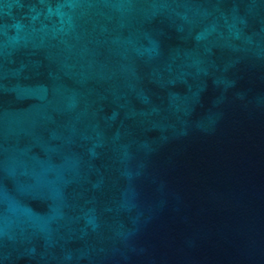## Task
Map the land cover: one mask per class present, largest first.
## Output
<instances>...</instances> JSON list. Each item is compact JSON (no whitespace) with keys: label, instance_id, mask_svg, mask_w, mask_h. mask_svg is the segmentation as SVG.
<instances>
[{"label":"water","instance_id":"water-1","mask_svg":"<svg viewBox=\"0 0 264 264\" xmlns=\"http://www.w3.org/2000/svg\"><path fill=\"white\" fill-rule=\"evenodd\" d=\"M0 264H264V0H0Z\"/></svg>","mask_w":264,"mask_h":264}]
</instances>
